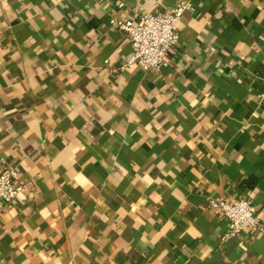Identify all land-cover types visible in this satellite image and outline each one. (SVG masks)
<instances>
[{"label": "crops", "instance_id": "1", "mask_svg": "<svg viewBox=\"0 0 264 264\" xmlns=\"http://www.w3.org/2000/svg\"><path fill=\"white\" fill-rule=\"evenodd\" d=\"M187 2L169 64L112 19ZM122 5V6H121ZM0 264H264V0H0Z\"/></svg>", "mask_w": 264, "mask_h": 264}, {"label": "built area", "instance_id": "2", "mask_svg": "<svg viewBox=\"0 0 264 264\" xmlns=\"http://www.w3.org/2000/svg\"><path fill=\"white\" fill-rule=\"evenodd\" d=\"M189 9L190 4L182 2L167 12H145L138 19H112V23L123 30L131 41L129 65L140 63L145 70H158L169 64V52L180 41L179 21ZM16 177V169L6 167L0 170V212L19 197L21 187L16 185ZM212 204L216 212L229 220V235H237L244 230L264 232V222L253 199L230 201L218 197L212 200Z\"/></svg>", "mask_w": 264, "mask_h": 264}]
</instances>
